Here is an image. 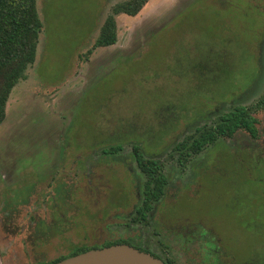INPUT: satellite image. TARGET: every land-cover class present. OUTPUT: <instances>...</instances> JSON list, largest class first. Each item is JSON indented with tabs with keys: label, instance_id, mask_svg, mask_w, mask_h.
Wrapping results in <instances>:
<instances>
[{
	"label": "rangeland",
	"instance_id": "rangeland-1",
	"mask_svg": "<svg viewBox=\"0 0 264 264\" xmlns=\"http://www.w3.org/2000/svg\"><path fill=\"white\" fill-rule=\"evenodd\" d=\"M120 1L36 0V58L0 124V264L150 243L153 227L175 264H264V109L257 138L238 130L185 161L174 150L264 91V0H149L80 60ZM133 144L167 178L145 222L129 217L144 180ZM57 216L70 221L60 235Z\"/></svg>",
	"mask_w": 264,
	"mask_h": 264
},
{
	"label": "trees",
	"instance_id": "trees-1",
	"mask_svg": "<svg viewBox=\"0 0 264 264\" xmlns=\"http://www.w3.org/2000/svg\"><path fill=\"white\" fill-rule=\"evenodd\" d=\"M148 1L123 0L112 4L91 47L79 53L78 58L87 60L94 49L113 45L117 41L116 15L122 13L131 17L136 16ZM42 30L43 22L37 11L36 0H0V124L5 119L6 104L12 89L25 79L27 69L35 61L39 34ZM261 109H264V91L253 103L233 105L211 121L195 127L174 145V150L179 159L185 161L207 146L215 144L218 139L231 137L238 130H244L252 138H257L258 119L254 113ZM119 149V144L110 145L103 148L102 152L113 153ZM132 152L144 178L142 203L132 218L135 221L145 222V212L163 195L167 178L162 164L157 159L146 157L139 145L133 144ZM58 218L52 224L51 231L60 235L67 229L66 225L70 221ZM114 243L128 242L118 239L107 241L100 246L72 245L67 255L58 256L50 261L40 260L32 264H54L65 257Z\"/></svg>",
	"mask_w": 264,
	"mask_h": 264
},
{
	"label": "water",
	"instance_id": "water-1",
	"mask_svg": "<svg viewBox=\"0 0 264 264\" xmlns=\"http://www.w3.org/2000/svg\"><path fill=\"white\" fill-rule=\"evenodd\" d=\"M54 264H166L128 243H114L65 257Z\"/></svg>",
	"mask_w": 264,
	"mask_h": 264
},
{
	"label": "flooded vegetation",
	"instance_id": "flooded-vegetation-1",
	"mask_svg": "<svg viewBox=\"0 0 264 264\" xmlns=\"http://www.w3.org/2000/svg\"><path fill=\"white\" fill-rule=\"evenodd\" d=\"M141 203H142V201H141ZM153 203H152L151 208L145 212L146 214H148V213L150 214L152 209H153V211L155 210ZM138 206L139 205H137L135 207L134 212H137L139 210ZM129 217L131 218V220H134L131 215ZM161 233L162 232L159 228L153 227L152 232H151V235L153 238L151 240L152 242H150V243L142 242V241L141 242L140 241H127V242H128V244L134 246L137 249L147 250L152 255L161 258L166 264H175L174 260L169 257V252H172V249L174 248V246L172 247V245L170 243H165L163 241V239H160L162 236ZM157 237H159V239ZM182 242H184L187 245L189 243V240H188V238L183 237Z\"/></svg>",
	"mask_w": 264,
	"mask_h": 264
},
{
	"label": "crops",
	"instance_id": "crops-1",
	"mask_svg": "<svg viewBox=\"0 0 264 264\" xmlns=\"http://www.w3.org/2000/svg\"><path fill=\"white\" fill-rule=\"evenodd\" d=\"M126 15V14H125ZM131 17V16H130ZM133 17H135V16H133ZM115 20H116V17H115ZM116 27H117V23H116ZM108 47V46H107ZM6 117V116H5ZM4 121V120H3Z\"/></svg>",
	"mask_w": 264,
	"mask_h": 264
}]
</instances>
